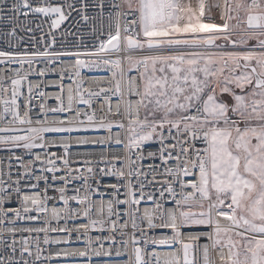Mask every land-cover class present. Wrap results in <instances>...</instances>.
Listing matches in <instances>:
<instances>
[{
    "label": "snow or ice",
    "instance_id": "6c2138e0",
    "mask_svg": "<svg viewBox=\"0 0 264 264\" xmlns=\"http://www.w3.org/2000/svg\"><path fill=\"white\" fill-rule=\"evenodd\" d=\"M73 12L99 35L57 48ZM0 25V264H264V0H0Z\"/></svg>",
    "mask_w": 264,
    "mask_h": 264
},
{
    "label": "built area",
    "instance_id": "2783aa9c",
    "mask_svg": "<svg viewBox=\"0 0 264 264\" xmlns=\"http://www.w3.org/2000/svg\"><path fill=\"white\" fill-rule=\"evenodd\" d=\"M53 2H62V0H53ZM89 4L92 3V0H88ZM78 7V4H77ZM96 9L93 8H89L88 9V13L90 16L95 15L96 14ZM21 20H23V17H21ZM36 24H41V28L37 29L36 28ZM29 27H31L33 29L32 32H27L23 29H17V35L18 36H23V42H21L20 47L21 49H23L25 46L31 47L30 41L32 40L33 37H35V40L37 42V47H43L42 44L39 43L40 37L41 35H44L45 39H47V33H48V29H49V23L44 20L43 18H35L33 19L32 23L30 25H28ZM10 27V25H0V30L6 29ZM92 27H93V22H89L88 24L83 23L82 21H80L79 16L77 15L76 12H73L72 15L69 17L68 20H66L60 27L59 30H57V48H60L62 46H67V47H73L74 45L78 44L79 41L77 40V36L82 37L83 41L85 44H87L89 47L92 46V44L95 42V35H99V31H97V33L94 35L92 33ZM96 27L97 29H99L100 25H99V21L97 20L96 22ZM105 28H106V24H105ZM64 32H71L74 33V35H69V36H61L60 33H64ZM0 47H6V45L0 41ZM84 72L86 73V75L88 76H93V77H103L106 75V73H104L103 71L100 72H88L87 70H84ZM31 79L36 80L38 79L37 77L33 76L31 77ZM58 79V76L54 75V74H50L47 77H45V82L47 81H51V80H56ZM69 83V81L67 80V78L65 79V84ZM45 92L49 93V94H55L56 92L59 91L58 88L55 87H48L44 89ZM50 105H54L55 101L53 100H49L48 102ZM55 151V149H53ZM97 151H99V149H96ZM147 150H152V149H146ZM16 152V154H21L22 150L20 149H16L14 150ZM8 153L4 150H0V159H3L5 161V164L7 163L6 157H7ZM30 157L28 155H24V159L27 160ZM18 162L16 161H12L13 164V176L15 178L16 175V167L15 165ZM74 167H79L80 165H73ZM39 174V173H37ZM34 182V181H33ZM105 182H109V178H105ZM40 187H43V181L40 182ZM27 191V190H26ZM49 195H54V193L52 192L51 189H49ZM9 206L12 207H16L18 206L17 204H11ZM50 207L52 206V204L50 203L49 205ZM56 206H60L59 204H56ZM17 226H33V227H40L42 226V222H29V221H20L18 222ZM157 234H159V232H157ZM23 235L27 236V233H24ZM51 236H56L58 234L56 233H50ZM93 235H95V233H93ZM36 234H33V238H35ZM16 239H20V235L18 234L16 236ZM40 239L41 241L43 240V233L40 234ZM43 246V245H42ZM82 246V245H80ZM50 249L55 250L57 247L59 246H55V245H50L48 246ZM105 247H107V244L105 245ZM47 253H45L46 255ZM108 260V258H96L93 257L92 258V264H105V262ZM46 264H65L63 258L57 259V258H53V260L46 262ZM68 264H88L87 258H76L74 260H69Z\"/></svg>",
    "mask_w": 264,
    "mask_h": 264
}]
</instances>
